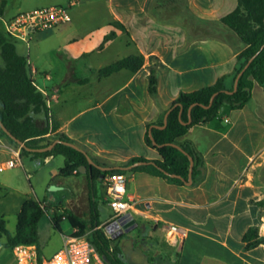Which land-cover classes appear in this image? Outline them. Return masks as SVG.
Instances as JSON below:
<instances>
[{
    "label": "crops",
    "instance_id": "1",
    "mask_svg": "<svg viewBox=\"0 0 264 264\" xmlns=\"http://www.w3.org/2000/svg\"><path fill=\"white\" fill-rule=\"evenodd\" d=\"M220 3L228 9L218 14ZM237 4L238 0H87L83 11L89 7L96 10L90 12L91 19L105 14L101 22L106 33L114 28L113 21L121 22L125 29L115 28L116 37L103 46L101 36L88 35L82 47L69 39V48L52 60L51 70L34 66L42 86L50 93L60 91L52 100V126L47 135H68L102 166H127L135 156L159 158L145 135L161 118L164 120L180 93L211 85L224 75L228 76L227 85L231 84L230 74L245 44L221 18ZM220 21L227 26L219 25ZM121 38L127 53L112 61L142 54V67L100 76L98 70L112 62L102 61L101 54ZM79 58L88 74L81 71ZM152 72L157 78L156 93L149 88ZM46 74L51 75L50 80ZM185 141L203 157L202 173L191 183L179 184L140 170L125 173L128 194L135 199L132 215L138 221L131 230L140 228L141 220L147 223L145 231L167 227V248L161 250L164 246L153 241L156 250L151 260H178L180 264L263 261L264 87L255 82L246 105L235 109L225 104L213 120L195 124L177 138L178 144ZM0 146L10 157L20 150L1 135ZM36 159L51 163L55 156ZM81 174L86 178V191L74 194L71 202L80 200L88 205L87 175L71 176ZM104 202H108L106 196ZM112 220L113 213L104 223ZM171 223L187 230L182 240L169 231ZM254 225L263 240L247 248L243 235ZM113 231L122 235L120 228ZM150 259L145 256L144 260Z\"/></svg>",
    "mask_w": 264,
    "mask_h": 264
},
{
    "label": "trees",
    "instance_id": "2",
    "mask_svg": "<svg viewBox=\"0 0 264 264\" xmlns=\"http://www.w3.org/2000/svg\"><path fill=\"white\" fill-rule=\"evenodd\" d=\"M5 0L3 1V4ZM222 21L232 28L245 47L237 55V65L230 74L231 84L226 83L227 75L219 77L215 83L202 88L184 91L173 101L172 105L179 102L168 115L167 125L163 128L153 127L152 134L158 144L177 142V138L184 135L188 129L195 125L213 120L225 104L232 108H242L252 96V88L255 82L264 87V0H238L237 6L222 16ZM114 27L104 36L103 44L116 37L119 28L124 30L125 26L119 21H113ZM16 37L0 29V55L3 63H0V119L16 138L23 140L29 147H41L51 143L56 138L71 140L64 133H56L48 136L51 125L49 123L48 105L46 97L34 84L31 67L28 58L19 53L15 44ZM251 63L244 70L239 78L236 91L228 93L225 89L234 88V80L237 73L243 68L248 60L254 55ZM144 63L142 54H131L118 58L104 66L98 72L100 76H107L121 69L137 71ZM150 91L156 93L157 78L152 72L150 75ZM215 96L211 106L208 104L214 92ZM197 102L191 110V121L189 120V107ZM161 118L158 124H163ZM0 135L7 136L20 146L21 157L30 156L33 158H45L47 156L63 155L64 165L59 170L61 176L77 175L82 172L89 180L88 210L83 214H77L70 209H65L61 216H53V222L57 229H61L60 220L65 217L69 220L73 234L86 235L96 246L98 252L107 264H151L150 262H135L127 255L121 244V237H112L106 230V223L100 219L98 209L97 182L103 181L107 174L113 172L145 171L152 175L161 176L169 181L184 184L189 177L190 159L188 154L171 144L159 146L152 140L150 133L146 132L145 141L149 146L158 150L159 158L154 163L142 164L131 169L111 168L103 170L92 165L87 155L80 149L69 144L58 142L52 149L47 151H33L15 140L3 129L0 124ZM180 145L194 157L193 179L202 173L203 157L196 150L190 141ZM146 160L143 156H135L128 160L127 165L138 161ZM180 174L182 178L167 174ZM47 209V204L33 196H20V209L17 212V224L14 232L7 227V220L4 214H0V239L6 237L5 243L12 248L20 243L35 244L39 256L42 253L37 245L39 238V221ZM246 247L250 248L262 242L263 237L259 236V227L250 226L243 235ZM153 264V263H152Z\"/></svg>",
    "mask_w": 264,
    "mask_h": 264
},
{
    "label": "rangeland",
    "instance_id": "3",
    "mask_svg": "<svg viewBox=\"0 0 264 264\" xmlns=\"http://www.w3.org/2000/svg\"><path fill=\"white\" fill-rule=\"evenodd\" d=\"M3 1L0 0V29L4 31L3 19H9L20 12H27L34 8L48 7L55 4L69 7L71 14L69 22L59 24L48 30L32 31L29 34V45L19 38L15 39L18 52L28 58L31 68L35 66L40 70L49 71L52 68V60L64 54L69 48V44L79 42L82 47L87 44L88 35H94V38L101 36L103 40L107 34V31L104 30L105 26L101 22L105 14H101L99 18L91 19L90 12L96 10L89 7L83 11L87 0L76 5H70L69 0H5L4 4ZM235 3H237V0H235ZM227 9L226 4L221 5L220 3L217 5L218 14L227 11ZM218 24L225 25L222 21ZM69 39L75 40L69 43ZM125 49L126 45L123 43L122 38L117 39L113 47H110L101 54L100 59L106 62L112 61L118 55L126 54ZM79 61L81 62V71L84 74H88L89 72L85 71L83 59L79 58ZM0 63H3L1 55ZM37 77L39 78L40 75L37 74ZM5 138L6 140H11L7 136ZM10 158L9 154L5 153L3 147L0 146V165ZM64 160L63 155H56L55 160L51 163L30 156H24L22 157L21 165L0 169V214L5 215L7 227L11 232H14L16 229L17 212L20 209V196H33L47 204V209L44 210L39 221V238L37 242L42 255L46 258L51 257L63 245L64 236L70 234L73 229L69 220L65 217H62L60 220L61 229H57L53 222V216H61L64 212V207L80 215H83L88 210L86 202H80V200L71 202L74 194L85 193V175L66 177L59 175L58 173L64 165ZM124 173L129 175L130 171L128 170ZM97 194L100 219L102 222H105L109 219L113 210L108 202H104L106 187L102 181L97 182ZM140 222V228L122 232L123 235L120 238L121 244L129 258L135 262L146 261L153 264H180L178 260L150 259L156 250L152 246L153 241H158L164 246L161 250L167 248V238L164 232V229L167 227L161 225L158 232H149L145 231L147 223L144 220ZM108 224L109 222L106 223V230ZM115 232L113 231V233ZM5 241L6 237L0 239V264H18L13 248L7 245ZM145 256L150 260H144ZM257 263L264 264V260H259ZM217 264L232 263L217 262Z\"/></svg>",
    "mask_w": 264,
    "mask_h": 264
},
{
    "label": "built area",
    "instance_id": "4",
    "mask_svg": "<svg viewBox=\"0 0 264 264\" xmlns=\"http://www.w3.org/2000/svg\"><path fill=\"white\" fill-rule=\"evenodd\" d=\"M77 0H71V4ZM71 14L69 7L62 4H55L48 7L34 8L31 11L20 12L9 19H3L5 31L12 36L25 41L29 45L30 33L35 30H48L62 23L69 22ZM34 84L43 92L48 105L49 123L52 126L51 104L54 98L60 96V91L49 92V88L42 86L35 77L37 70L31 68ZM34 74V75H33ZM47 80L51 79L50 74H46ZM20 150L14 156L3 162L0 169H6L21 165ZM104 182L107 190V200L113 210V219L127 213H131L134 208L135 199L128 194L127 176L124 172H113L106 175ZM169 231L177 233L182 240L187 230L178 224L171 223ZM108 234H110L107 229ZM14 254L18 264H107L98 252L96 246L86 235H75L70 233L64 236L63 246L51 257L39 256L35 244L20 243L14 246Z\"/></svg>",
    "mask_w": 264,
    "mask_h": 264
},
{
    "label": "water",
    "instance_id": "5",
    "mask_svg": "<svg viewBox=\"0 0 264 264\" xmlns=\"http://www.w3.org/2000/svg\"><path fill=\"white\" fill-rule=\"evenodd\" d=\"M256 56V54H254L249 60L248 62L243 66V68L237 73L236 77H235V80H234V88L233 89H225L226 92L228 93H231V92H234L237 90L238 88V82H239V78L240 76L242 75V73L244 72V70L248 67V65L251 63V61L253 60V58ZM218 94V91L217 92H214L210 98V101L208 104H203L205 107H209L212 105L213 101H214V98L215 96ZM181 105V103L177 102L175 104H173L169 110L166 112V115L164 117V123L161 125V124H154L150 130H149V133H150V136L152 138V140L154 141L155 144H158L152 134V129L153 127H160V128H163L167 125V122H168V115L170 113V111L172 110L173 107H175L176 105ZM197 104V102L193 103L190 105L189 107V120L188 122L191 121L192 117H191V110H192V107ZM181 109H182V105H181ZM0 124L1 126L3 127L4 130H6L10 136H12L15 140H17L21 146H25L26 148L30 149V150H33V151H47V150H50L52 149L58 142H63V143H66V144H69L77 149H80L82 150L86 155H87V158L89 160V162L92 164V165H95V166H98L100 168H102L103 170H109L111 169L112 167L111 166H102L101 164H98L84 149H82L81 147H79L77 144H75L74 142L70 141V140H66L64 138H56L54 139L51 143L47 144L46 146H41V147H29L26 145V143L23 141V140H20L18 138H16L10 131H8L7 127L4 125V123L2 122V120L0 119ZM164 144H171V145H174L176 147H178L179 149H181L182 151H184L186 154H188L189 156V159H190V167H189V177L188 179H184L185 182L187 183H191L193 181V176H192V173H193V167H194V157L189 154L180 144H178L177 142H167V143H164ZM164 144H158L159 146H162ZM148 163H154L153 160H138V161H135L127 166H115L116 168H119V169H131L135 166H138V165H142V164H148ZM167 174H170L172 176H176V177H180L182 178V176L180 174H176V173H170L168 171H166ZM129 223H134L133 226H128ZM138 225V221L136 220V218H134V216L131 214V213H127V214H123L115 219H113L108 225H107V229L109 230V232L112 234V231L115 229V228H120V232H127L129 231L130 229H132L134 226H137ZM112 237H115L114 234L111 235Z\"/></svg>",
    "mask_w": 264,
    "mask_h": 264
},
{
    "label": "flooded vegetation",
    "instance_id": "6",
    "mask_svg": "<svg viewBox=\"0 0 264 264\" xmlns=\"http://www.w3.org/2000/svg\"><path fill=\"white\" fill-rule=\"evenodd\" d=\"M133 223H129V225L128 226H131Z\"/></svg>",
    "mask_w": 264,
    "mask_h": 264
}]
</instances>
